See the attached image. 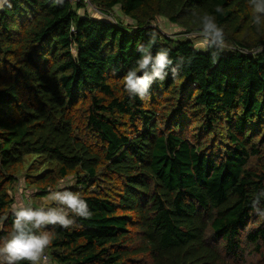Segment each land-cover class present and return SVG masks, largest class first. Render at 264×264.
Segmentation results:
<instances>
[{
	"label": "trees",
	"instance_id": "16d2710c",
	"mask_svg": "<svg viewBox=\"0 0 264 264\" xmlns=\"http://www.w3.org/2000/svg\"><path fill=\"white\" fill-rule=\"evenodd\" d=\"M89 1L0 6V264H35L21 233L53 264H264V0ZM21 180L72 223L14 227Z\"/></svg>",
	"mask_w": 264,
	"mask_h": 264
},
{
	"label": "clouds",
	"instance_id": "9594fccd",
	"mask_svg": "<svg viewBox=\"0 0 264 264\" xmlns=\"http://www.w3.org/2000/svg\"><path fill=\"white\" fill-rule=\"evenodd\" d=\"M3 0H0V4ZM205 31L214 33L217 37L221 35L219 29L209 22L205 25ZM150 57H144L139 63L141 69L148 66ZM167 58L164 55H159L155 62L156 76H160L161 70L165 67ZM124 85L127 90L136 91L143 98L144 90L147 85V78H135V72H130L124 77ZM67 208L77 213L78 215H87V203L84 199H81L78 195H72L65 193L58 197ZM16 220L14 221V227L21 228V221L34 222L35 226H39L43 223H59L64 227H68L72 221L67 218L66 214H58L56 212L44 213L42 211H32L31 209H21L15 213ZM51 243L47 236L36 237V236H25L23 233L19 236L13 237L4 247L3 251L8 254L10 261L28 259L35 261L43 249Z\"/></svg>",
	"mask_w": 264,
	"mask_h": 264
},
{
	"label": "rangeland",
	"instance_id": "374dc122",
	"mask_svg": "<svg viewBox=\"0 0 264 264\" xmlns=\"http://www.w3.org/2000/svg\"><path fill=\"white\" fill-rule=\"evenodd\" d=\"M86 9H88V8H86ZM90 10L94 11V13H96L95 11H97L94 7L90 8ZM81 12H83V11H81ZM117 13H118V10L114 11L113 14L108 15L106 18L110 19L113 22H116V20H118V21L122 20L125 22V24L129 23V21L126 17L120 18ZM96 14L99 15L100 13H96ZM100 16L105 17L102 14H100ZM158 24L161 27V29L164 30V32H166L167 34L172 35V36H176L178 32L183 31L180 27H176L174 25H171L162 19L158 22ZM191 37H193L192 39L197 44L198 48L203 49V51H206V49H204V45L207 43V41L203 37H200V35H197V34L191 35ZM74 56H75V58L77 57V50H74ZM22 182H23V180H21V182H20L21 184L18 187V192L15 195V199L17 202V206H15L16 209H18V210H21V208L22 209L23 208L24 209H31V210L41 209L42 207H45V206H48L51 204V202H52L51 197L43 198L40 195H37L36 193H34L33 190L26 189ZM65 185L71 186L72 183L66 182ZM52 199L56 200V195H54V197ZM19 207H21V208H19ZM43 255L44 254L39 255V257L35 260V264H43L41 261Z\"/></svg>",
	"mask_w": 264,
	"mask_h": 264
},
{
	"label": "built area",
	"instance_id": "2783aa9c",
	"mask_svg": "<svg viewBox=\"0 0 264 264\" xmlns=\"http://www.w3.org/2000/svg\"><path fill=\"white\" fill-rule=\"evenodd\" d=\"M7 0H3V3L4 2H6ZM67 1H69L70 3H81V2H85V3H87V4H89V5H91V3H90V1L89 0H67ZM42 263L43 264H53V263H51L50 262V260L48 259V257H44L43 258V260H42Z\"/></svg>",
	"mask_w": 264,
	"mask_h": 264
},
{
	"label": "crops",
	"instance_id": "0c3cea01",
	"mask_svg": "<svg viewBox=\"0 0 264 264\" xmlns=\"http://www.w3.org/2000/svg\"><path fill=\"white\" fill-rule=\"evenodd\" d=\"M2 4H3V3H2ZM2 4H0V6H1Z\"/></svg>",
	"mask_w": 264,
	"mask_h": 264
}]
</instances>
